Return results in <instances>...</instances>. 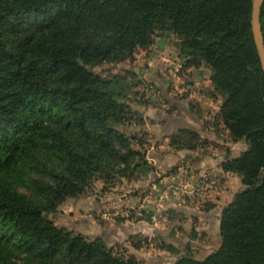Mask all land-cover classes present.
Listing matches in <instances>:
<instances>
[{
  "label": "trees",
  "instance_id": "1",
  "mask_svg": "<svg viewBox=\"0 0 264 264\" xmlns=\"http://www.w3.org/2000/svg\"><path fill=\"white\" fill-rule=\"evenodd\" d=\"M253 0H0V264H143L55 224L66 199L153 168L118 127L131 84L92 67L179 38L188 66L205 64L224 93L220 117L248 148L225 171L245 188L223 210L221 246L174 264H264V71ZM264 36V3L261 11Z\"/></svg>",
  "mask_w": 264,
  "mask_h": 264
},
{
  "label": "rangeland",
  "instance_id": "2",
  "mask_svg": "<svg viewBox=\"0 0 264 264\" xmlns=\"http://www.w3.org/2000/svg\"><path fill=\"white\" fill-rule=\"evenodd\" d=\"M178 39L175 33L158 29L153 43L138 47L125 62H103L92 67L103 77L118 75L131 84L128 113L118 127L132 147L145 155L153 169L127 177L116 176L109 181L95 174L82 194L66 199L56 214L50 215L58 226L93 240L109 232L112 220L129 224L143 219L165 229L167 238L183 231L181 236L185 239H199L204 243L205 231L201 230L197 215L211 210L207 205L212 206L221 189L217 176L197 173L194 157L222 153L230 141L238 142L236 151L241 152L244 141L234 140L220 117L225 96L208 80L212 69L205 64L188 66L186 58L180 54ZM186 107L194 115L190 120L192 128L178 129L182 123L173 124V132L168 135L165 130L153 127L152 121L157 120L159 111L186 117L187 113L182 111ZM154 153H160L165 164L152 160ZM169 153L177 158L176 162L167 161ZM237 186L245 188L241 182H237ZM174 205L186 207L187 216L179 213L180 209ZM168 219L172 222L168 223ZM216 236L218 238V234ZM166 237L156 244L158 248L165 246L170 253L154 247L153 255L175 256L174 263L184 255L194 257L196 247L178 249ZM108 245L116 254L127 256L118 245ZM140 261L143 264L170 263L168 258L159 262L143 258Z\"/></svg>",
  "mask_w": 264,
  "mask_h": 264
},
{
  "label": "crops",
  "instance_id": "3",
  "mask_svg": "<svg viewBox=\"0 0 264 264\" xmlns=\"http://www.w3.org/2000/svg\"><path fill=\"white\" fill-rule=\"evenodd\" d=\"M208 80L211 82V79ZM179 107V104H177L176 108L179 109ZM185 109L186 110L182 111L187 113L186 117H179L174 113H164L159 111L157 120L152 121L153 127H156L155 129L158 131L165 130L167 134L169 133L168 135L172 134L173 132V129H171L173 124L179 125L182 123L181 126H178V129L185 127L192 128L193 125H191V121L194 119V115L191 113L188 107ZM225 130L228 132L227 129ZM165 144L169 145V142L166 141ZM227 144V149L222 153H206L204 155H198L194 157V159H196L195 166L197 168V173H200L201 175L207 173L217 176L221 189L212 206L207 205L208 208L212 207L210 208L211 210L205 212L200 211V213L197 215L198 219L200 220L201 230L205 231L204 236L206 238L204 237V243L199 242V239L193 241H191L189 238L185 239V237L181 236V234L183 235L185 232L179 231L176 233V229L174 231L176 234L174 236L173 234L172 236L169 235L167 238L166 236L168 233H166L165 229H162L158 227V225L143 219L129 224L119 220H112V222H110L111 229L109 232H103L100 234V236H104L108 244L118 245L125 255H133L138 260L143 258L151 262H159L168 258L170 259L169 264L174 263L173 258L175 259V256L167 257L162 255V257H156L157 255H153V252L155 251L153 250L154 247L157 248L158 251L165 252L166 254L170 253L168 248L165 246L159 248L157 247V240L164 239V237L169 239V242L175 245L178 249L185 247L189 250L190 248L196 247L194 257L200 260L204 259L213 251L217 250L222 244L220 225L223 209L233 201L237 193L243 190L239 189L237 186V182L242 183V178L236 173L225 171L222 167V163L226 158H234L239 156L240 153L247 148V143L244 142L241 147V152H237L236 148L238 147V142L235 143L230 141L227 142ZM166 156H168L167 161H177V158H175L174 155H171V153ZM151 157L152 160H155V162H158L159 160L165 164L166 160L162 155H160V153H154L151 155ZM174 207L180 209L178 210L179 213H184V216H187L188 210H186V207H182L183 209L181 208V205H174ZM167 222L170 223L172 220L168 219ZM164 234L167 235L165 236ZM217 234L218 238L216 236ZM201 235L202 234H200V236ZM213 237L214 241H211Z\"/></svg>",
  "mask_w": 264,
  "mask_h": 264
},
{
  "label": "water",
  "instance_id": "4",
  "mask_svg": "<svg viewBox=\"0 0 264 264\" xmlns=\"http://www.w3.org/2000/svg\"><path fill=\"white\" fill-rule=\"evenodd\" d=\"M263 3L264 0H253L252 30L262 69L264 71V36L261 24V11Z\"/></svg>",
  "mask_w": 264,
  "mask_h": 264
}]
</instances>
